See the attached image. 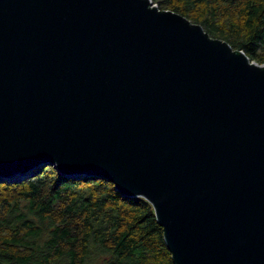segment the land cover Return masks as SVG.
Segmentation results:
<instances>
[{"label":"water","instance_id":"1","mask_svg":"<svg viewBox=\"0 0 264 264\" xmlns=\"http://www.w3.org/2000/svg\"><path fill=\"white\" fill-rule=\"evenodd\" d=\"M154 206L175 264H264V62L154 0H0V181L39 165Z\"/></svg>","mask_w":264,"mask_h":264},{"label":"trees","instance_id":"2","mask_svg":"<svg viewBox=\"0 0 264 264\" xmlns=\"http://www.w3.org/2000/svg\"><path fill=\"white\" fill-rule=\"evenodd\" d=\"M264 62V0H154ZM0 264H175L153 204L53 163L0 181Z\"/></svg>","mask_w":264,"mask_h":264},{"label":"rangeland","instance_id":"3","mask_svg":"<svg viewBox=\"0 0 264 264\" xmlns=\"http://www.w3.org/2000/svg\"><path fill=\"white\" fill-rule=\"evenodd\" d=\"M156 3H158L157 1H155ZM159 4V3H158ZM160 5V4H159ZM161 6V5H160ZM162 7V6H161ZM166 8V7H165ZM256 60V59H255ZM257 61V60H256ZM48 164H50V163H48ZM47 165V164H46ZM38 171V166L37 167H34L33 168V172H31L30 174H28L27 176H25V178L26 177H29V176H32L35 172H37ZM23 179V178H22Z\"/></svg>","mask_w":264,"mask_h":264}]
</instances>
